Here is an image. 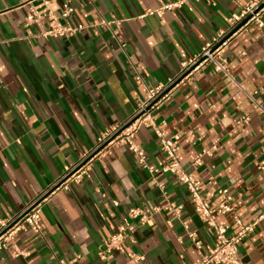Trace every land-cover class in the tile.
I'll list each match as a JSON object with an SVG mask.
<instances>
[{
    "label": "crops",
    "instance_id": "0c3cea01",
    "mask_svg": "<svg viewBox=\"0 0 264 264\" xmlns=\"http://www.w3.org/2000/svg\"><path fill=\"white\" fill-rule=\"evenodd\" d=\"M246 1L0 0V220L22 213L93 151L106 130L124 124L145 99V87L174 79L180 64L225 31ZM63 2L73 9L68 18L59 13ZM168 3L180 5L145 15ZM33 12L85 28L43 38L49 20L27 22ZM101 21L109 28L91 27ZM222 59L245 94L237 95L211 65L201 68L152 111V125L136 133L137 146L159 173L151 176L126 147L112 146L111 157L94 159L79 183L47 193L41 234L19 232L0 250V264L198 262L204 246L214 244V232L195 212L187 188L161 171L170 160L156 127L167 138L179 137L178 163L202 191H229L232 212L217 217L227 236L236 230L234 217L256 223L238 254L241 264H264V114L248 98L264 109V33L254 26L240 32ZM243 117L247 123L236 126ZM164 195L180 218L172 217ZM133 209L146 213L145 223L130 216ZM124 218L132 233H122L119 249L105 253L104 243ZM13 246L24 255L12 256Z\"/></svg>",
    "mask_w": 264,
    "mask_h": 264
},
{
    "label": "built area",
    "instance_id": "2783aa9c",
    "mask_svg": "<svg viewBox=\"0 0 264 264\" xmlns=\"http://www.w3.org/2000/svg\"><path fill=\"white\" fill-rule=\"evenodd\" d=\"M47 5V2H44ZM180 4L168 3L159 10H148L145 15L160 14L162 10H170L178 7ZM59 13L62 18H68L73 9L68 2H63L59 5ZM45 19L49 20V27L41 34L45 37H66L82 30L85 26L79 25L76 27H63L56 23L55 18L48 14H40L33 12L26 17L27 22L42 23ZM109 28V23L101 21L93 24L91 27ZM254 26L264 33V0H247L243 3L239 10L230 15L227 21V29L220 32L207 40L201 47L200 51L187 61L180 64V70L176 77L169 80L166 84H158L152 87H145V99L138 102L136 111L128 120L120 125L106 130L96 142V147L91 152L82 154L79 162L67 172L61 180L47 189L46 192L38 195L28 207L20 214L10 220H0V250H7L14 242L15 236L25 228L31 229L36 234H41L42 222V203L49 191H55L59 188H65L68 182L79 183L84 175L90 170V164L94 159L108 160L111 157L112 146H124L135 157L138 165L147 170L151 176L160 171L150 165L147 161L146 154L136 144L135 136L141 127H146L151 124L152 111L163 101L166 100L169 93L180 84L189 79L191 75L198 72L206 65H211L214 71L221 74L230 80L238 94H245L244 90L235 81L228 66L222 59V51L228 45L229 41L240 32L246 31L249 27ZM140 81V78H137ZM247 95V94H246ZM248 96V95H247ZM248 98L254 103L256 109L264 114V109L258 105L251 96ZM248 121L247 117L235 120L236 126L245 125ZM155 133L158 143L162 151L169 158L170 163L161 171L172 173L176 181L184 185L190 195L195 212L199 218L213 229L215 242L213 245L204 246L205 253L201 256L198 262L192 264H241L238 254V247L243 240L254 230L256 223L243 224L237 217L233 218L236 230L231 236L226 235V230L223 225L217 223V217L225 216L232 212L231 197L227 189H219L217 192L202 191L201 182L181 169L178 163V142L179 137L173 136L167 138L160 128H155ZM58 187L57 185L62 182ZM214 200V202H213ZM165 206L170 211L172 217L180 218L179 211L172 203L167 201V196L164 195ZM117 206V202H112ZM158 209H155L157 211ZM130 216L139 220L141 224L147 220V215L140 209L130 211ZM170 224V222H168ZM185 229H188L186 222L183 223ZM132 227L129 225L126 218L122 219V225L119 232L111 236L104 243V252L110 253L120 247L122 233H132ZM190 238L194 237L193 233H188ZM198 249H202L200 242H195ZM11 255L23 256L24 252L13 246Z\"/></svg>",
    "mask_w": 264,
    "mask_h": 264
},
{
    "label": "water",
    "instance_id": "95a60500",
    "mask_svg": "<svg viewBox=\"0 0 264 264\" xmlns=\"http://www.w3.org/2000/svg\"><path fill=\"white\" fill-rule=\"evenodd\" d=\"M61 183H63V181L62 182H60L58 185H57V187L61 184Z\"/></svg>",
    "mask_w": 264,
    "mask_h": 264
}]
</instances>
